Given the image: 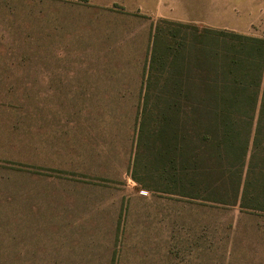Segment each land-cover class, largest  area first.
Segmentation results:
<instances>
[{"label": "rangeland", "instance_id": "374dc122", "mask_svg": "<svg viewBox=\"0 0 264 264\" xmlns=\"http://www.w3.org/2000/svg\"><path fill=\"white\" fill-rule=\"evenodd\" d=\"M103 1L53 0V66L122 89L0 92L18 104L16 145L0 148V245L36 249L0 264H264V213L152 193L131 174L161 16L264 39V0Z\"/></svg>", "mask_w": 264, "mask_h": 264}, {"label": "trees", "instance_id": "16d2710c", "mask_svg": "<svg viewBox=\"0 0 264 264\" xmlns=\"http://www.w3.org/2000/svg\"><path fill=\"white\" fill-rule=\"evenodd\" d=\"M144 81L132 179L264 213V39L161 19Z\"/></svg>", "mask_w": 264, "mask_h": 264}, {"label": "crops", "instance_id": "0c3cea01", "mask_svg": "<svg viewBox=\"0 0 264 264\" xmlns=\"http://www.w3.org/2000/svg\"><path fill=\"white\" fill-rule=\"evenodd\" d=\"M109 1L93 5L99 9L108 8ZM125 2L127 10H139V7H135L134 0ZM161 17L180 23H189L187 21L190 20L170 14ZM45 43L50 47L47 51L40 45ZM24 44H30L27 47L29 49L24 50ZM107 75L115 77L112 73L105 75L95 69L53 66V0H0V92L122 89ZM17 107V103L0 96V148L13 150L12 147L16 145L17 139L14 136L17 132ZM9 135L11 139L7 138ZM35 250L32 246L23 244H3L0 245V261L33 257L36 256L32 254ZM56 251L54 247L53 259L59 257Z\"/></svg>", "mask_w": 264, "mask_h": 264}]
</instances>
